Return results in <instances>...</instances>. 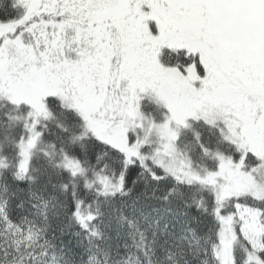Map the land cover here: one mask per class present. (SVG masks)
I'll list each match as a JSON object with an SVG mask.
<instances>
[{
  "label": "snow or ice",
  "instance_id": "snow-or-ice-1",
  "mask_svg": "<svg viewBox=\"0 0 264 264\" xmlns=\"http://www.w3.org/2000/svg\"><path fill=\"white\" fill-rule=\"evenodd\" d=\"M0 264H264V0H0Z\"/></svg>",
  "mask_w": 264,
  "mask_h": 264
}]
</instances>
